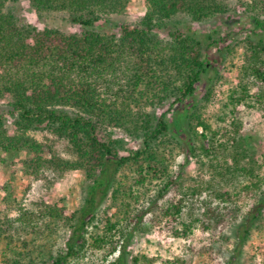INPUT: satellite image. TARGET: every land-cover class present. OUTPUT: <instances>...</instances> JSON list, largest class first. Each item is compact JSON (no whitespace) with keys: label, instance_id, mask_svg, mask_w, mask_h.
I'll use <instances>...</instances> for the list:
<instances>
[{"label":"rangeland","instance_id":"obj_1","mask_svg":"<svg viewBox=\"0 0 264 264\" xmlns=\"http://www.w3.org/2000/svg\"><path fill=\"white\" fill-rule=\"evenodd\" d=\"M222 1L228 5L224 15L198 24L182 13L167 30L159 32L165 40L176 26L184 30L191 28L203 41L213 65L214 69L210 68L198 85L195 96L185 104L177 105L169 112L171 101L162 106L133 93L129 83L133 75L129 71L132 67L129 62L122 64L118 81L112 83L110 89H102L103 99L124 111L121 127L106 126L114 139L122 141L121 156H128L143 147L135 129L145 120V115L160 116L167 112L171 122L169 137L160 141L157 150L169 176L178 186L164 192L163 198L159 196V190L166 181H157L143 189L146 195L135 208L146 214L141 223L135 224V220L123 219L122 197L124 192L137 194V167L123 168L100 204L96 220L84 235L92 244V236L107 235L108 221L115 223L123 219L116 237L123 248L104 261V251L90 248L89 244L81 257L70 259L67 264H118L120 256L123 261L119 264H143V261L135 263V258L141 256L157 259L155 264H264V217L249 227L243 247L239 248L243 217L232 221L234 214L231 213L236 207L235 210L245 214L260 194L257 187L260 185L264 191V82L248 69L250 59L246 43L249 36L264 40V31L255 30L252 19L259 14L255 6L258 0ZM6 10L13 13L20 25L57 30L66 35L83 32L80 26L71 23L68 12H38L29 0H8ZM146 11V0H132L123 13L108 15L99 22L96 31L120 36L122 25L140 24ZM242 88L248 91L247 97L244 102L236 103L234 99H239ZM9 102L8 97L0 100V115L6 117L5 128L12 135L15 127L7 116ZM194 106L211 127L206 133L215 143L210 156L187 155L178 145L190 136L199 146L192 137L188 120L180 117L192 111ZM197 131L203 133L202 128ZM31 135L46 146L44 160L60 161L36 169L30 163L33 156L24 151L0 152V264L7 248L24 256L31 255L36 258V264L44 259L40 252L46 258L49 254H64L72 236L69 218L84 206L92 184L85 170H64L58 166L61 161L76 159L68 141L46 130L32 131ZM239 137L247 139L251 157H256L255 162L252 163L251 158L242 166H253L259 177L231 172L234 167L231 142ZM115 190L118 191L116 196ZM226 193L232 197L230 201L221 199L220 195ZM181 202V214L176 215L173 206ZM168 209L175 214L176 221L166 216ZM187 227L190 228L188 232ZM184 233L187 236L182 235Z\"/></svg>","mask_w":264,"mask_h":264},{"label":"trees","instance_id":"obj_2","mask_svg":"<svg viewBox=\"0 0 264 264\" xmlns=\"http://www.w3.org/2000/svg\"><path fill=\"white\" fill-rule=\"evenodd\" d=\"M7 1L0 0V100L10 99L7 116L13 121L15 130L10 135L5 128L6 117L0 115V152L24 151L33 156L30 163L36 169L47 164L56 165L60 160H44L46 146L31 135L32 131L46 130L68 141L76 156L73 162L61 161L58 166L64 170L83 169L87 178L92 180L84 206L69 218L72 236L67 241L66 252L57 256L49 254L48 258L39 253L44 258L40 264H67L70 259L81 257L89 247L90 243L84 236L87 228L96 220L100 204L123 168L137 167V194L124 192L122 197L123 219L135 220V224L141 223L146 214L135 208L146 195L143 189L157 181H166L159 190V196L163 198L164 192L178 186L177 181L169 176L157 150L160 141L169 137L171 122L167 112L160 116L145 115V120L139 122L135 129L143 147L128 156H121L123 143L114 139L106 126L121 127L124 111L115 103L108 104L103 99L102 89H110L112 83L119 79L122 64L129 62L132 66L129 71L133 73L129 83L133 93L137 92L140 98L146 97L162 106L171 101L169 112L175 106L185 104L195 96L198 85L213 65L203 41L191 28L184 30L176 26L165 40L161 39L159 32L167 30L182 13L192 23L201 24L226 14L228 5L222 0H146L147 11L141 23L122 25L121 34L117 36L97 32L96 25L108 15L123 13L132 0H29L38 12H68L71 23L83 29L82 34L73 35L20 25L13 13L6 10ZM255 6L259 13L258 17L252 18L255 30L264 31V0L256 1ZM210 39L216 43L212 36ZM246 43L250 59L248 69L255 78L264 82V40L249 36ZM247 93L242 88L239 99L234 101L244 102ZM195 109L196 106L180 117L188 120L192 137L199 146L190 136L178 145L187 155L210 156L215 143L206 133L211 131V127ZM198 128H202L203 133L199 134ZM231 143L234 150L231 172L259 177L253 166H242L244 161L252 158L253 163L256 159L251 157L247 139L239 137ZM257 188L260 194L245 214L235 210L236 207L231 211L234 214L232 221L243 217L239 248L243 247L249 227L264 217V191L260 185ZM220 197L223 201L232 199L228 193ZM182 206L183 202L173 206L176 215L181 214ZM175 214L171 209L166 211V216L174 221L177 220ZM123 219L115 223L108 221L107 235L91 237L90 248L104 251V261L123 248L116 238ZM189 229L187 227V232ZM182 235L187 236V233ZM83 239L82 243L76 242ZM6 251L2 264H36V258L31 255L24 256L12 248ZM122 261L123 256H120L118 264ZM140 261L155 264L158 260L146 256L135 258V263Z\"/></svg>","mask_w":264,"mask_h":264}]
</instances>
